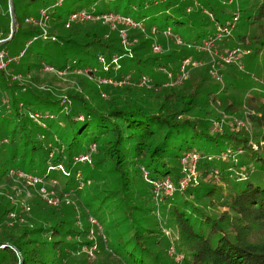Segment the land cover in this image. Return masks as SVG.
I'll list each match as a JSON object with an SVG mask.
<instances>
[{"label":"trees","instance_id":"1","mask_svg":"<svg viewBox=\"0 0 264 264\" xmlns=\"http://www.w3.org/2000/svg\"><path fill=\"white\" fill-rule=\"evenodd\" d=\"M65 1L0 0V52L19 56L0 69V100L10 106L0 113V140L7 139L0 146V186L13 184L9 168H29L44 179L57 177L50 166L66 169L57 184L61 203L47 205L34 195L28 214L19 209L20 221L6 223L17 205L0 195V264H264V101L249 91L237 103L229 71L245 57L255 59L257 72L244 71L242 79L256 77L264 89V0H126L122 12L83 9L92 0L71 8ZM34 2L41 3L38 11L24 10ZM82 10L92 18L70 19ZM219 28L229 30L218 39ZM122 31L128 48L120 44ZM54 43L80 54L54 61L45 51ZM157 44L162 51L153 49ZM236 48L238 58L226 61ZM242 50L251 54L241 56ZM114 55L121 56L120 69L105 70L100 57L109 64ZM127 75L124 85L100 80ZM143 76L149 82L140 86ZM243 116L252 130L216 131L212 124ZM191 152L198 154L196 177L181 189L180 159ZM84 154L99 172L95 181L108 184L100 197L79 192L92 178L72 173L74 157ZM166 177L176 188L156 201L150 181ZM167 206L181 262L166 255L169 240L152 214ZM92 247L95 261L82 250Z\"/></svg>","mask_w":264,"mask_h":264},{"label":"rangeland","instance_id":"2","mask_svg":"<svg viewBox=\"0 0 264 264\" xmlns=\"http://www.w3.org/2000/svg\"><path fill=\"white\" fill-rule=\"evenodd\" d=\"M83 0H76L71 1V0H66L64 7H75L76 5H80L83 4ZM41 3L39 2H34L31 5H28L24 8V10L27 11H31V12H36L38 11L39 7H40ZM126 5V0H92L88 3H85L83 5V9L85 10H92V8H97V9H101L104 11H111L114 12L116 10H120L121 12L124 11V7ZM119 7V8H118ZM160 10V9H159ZM162 13V11H160ZM153 13V12H152ZM150 13L147 16L150 17ZM90 18L87 19H83V20H90ZM168 22L172 25L171 20H168ZM179 29H184L183 26H179ZM218 29V28H216ZM169 30V29H168ZM229 29H225L224 31H221L220 28L218 31H220V33H218V35L216 36V38H221L223 37L224 34H227ZM121 34V33H120ZM172 34H170L169 36H171ZM234 35V33L232 34V36ZM215 38V39H216ZM123 41H120V44L123 47ZM213 42V41H212ZM125 44V43H124ZM172 44L168 41L167 42V47L169 49H172ZM35 48H37V46H35ZM71 46L65 45L62 46L61 43H54V44H48L47 47L45 48L46 53L48 54L50 59H53L54 61L56 60H60V59H70L73 56L80 54V53H76L73 49H71ZM38 49V48H37ZM249 51H243L242 50V54L241 56H248L250 54H248ZM246 54V55H245ZM200 62V61H198ZM242 65L240 67H238V69L236 68H231L229 69V71H231V74H233L235 76V86L238 85V87H235L237 89H239V94L236 96L235 101L237 103H241L240 105L243 104L244 100H245V94H247L249 91L250 92H255L258 93V97L260 98V101H264V89L260 86V83L257 81L256 77H246L244 76L242 79V75L244 71H251L252 74L256 73L257 71V61L255 59L253 60H245L242 62ZM97 68H99V65H97ZM43 71H46V69L43 67ZM223 78L220 76V82L221 84L224 82V84L226 83V76L224 73H222ZM171 77L168 74V78ZM215 81H219L217 80L216 77H214ZM223 79V81H222ZM148 80V78H147ZM138 82V81H137ZM219 82V83H220ZM56 85V84H55ZM120 85H124V84H120ZM139 85L142 86L144 84H141L139 81ZM104 95V94H103ZM58 98L61 97V95L57 96ZM3 98V96H2ZM234 100V99H233ZM60 114V113H59ZM212 124L215 126V130L216 131H221L223 129H226L227 127H234L233 129H235V131H237L238 129H240L241 127H244V129L247 130H252L253 126L251 127V124L249 123V121L243 116V117H233L231 121L228 120H223L221 123H216V121L214 120V118H212ZM15 123H10L8 125V129H12L14 127ZM235 125V126H234ZM3 141V140H2ZM0 141V146L2 144H4V142ZM21 141L23 142V139H21ZM90 156V154H89ZM91 160V159H90ZM76 167H74L72 169V173L75 174L76 171H79V173L82 174V179L84 180L85 178L88 177H92L90 179H88L84 185H83V189H81L79 192L81 193V197H93V196H102L101 193L103 191H105L106 188H108V184L105 181H102V179L95 181L94 177L95 176H99V172L97 170H95L93 168V163L90 162H76ZM63 165V164H62ZM13 167V166H11ZM65 168V167H64ZM25 171L27 172H31L29 170V168H25ZM61 174H63L60 170H57V177H53L51 179H53L55 181V184L53 186V190L56 194V191L58 192V185H62L61 183L63 182V179L61 178ZM9 179L12 180L13 184L8 186L7 189H5L4 187L0 186V195L4 194L5 198L9 201L12 202V204H16L17 205V209L15 211H13L15 213V217H11L9 216V219L6 221L7 224H11L13 223L15 220H21L23 218V213H21L19 211L20 208H22L24 212V214H28L29 213V209L27 210L26 207H31L30 203H31V197H33L34 195L36 196V199H41L43 202H45L47 205H51L41 194L40 190L38 191L39 187L38 186H30L27 179L19 176V177H10L8 176ZM61 182V183H60ZM57 186V187H56ZM73 188V187H71ZM73 191V190H72ZM57 196V195H56ZM58 197V196H57ZM59 198V197H58ZM64 199L68 200V203L71 204L72 201L71 197H65ZM79 200V198H78ZM30 202V203H29ZM61 202L59 201L58 204H60ZM15 206V205H14ZM55 206V205H53ZM171 206H167L165 209H161L160 210H153V215L155 216L156 220L159 223V226L161 227V230L164 234V236H166V239L169 240V246H166V255L173 259L174 257L181 262L184 258V254L183 253H177L176 249H175V245L174 242L177 240L178 234H177V230L175 228L174 222L172 221L171 217L169 216V212L171 211ZM120 215V212H118L117 214L114 215V218H118V216ZM18 218V219H17ZM94 218L91 217L90 221L94 222L93 220ZM119 231L124 230L123 225L119 226ZM98 231L99 234L102 237L106 236V233H103V229L100 227H98ZM109 236L113 237L114 236V231H110L109 232ZM95 238V237H94ZM159 247L160 246H156L154 247V250L159 252ZM171 248H173V250H171ZM90 259L95 261V254L93 252V247L92 248H84L82 249ZM170 250L173 252L171 253Z\"/></svg>","mask_w":264,"mask_h":264},{"label":"built area","instance_id":"3","mask_svg":"<svg viewBox=\"0 0 264 264\" xmlns=\"http://www.w3.org/2000/svg\"><path fill=\"white\" fill-rule=\"evenodd\" d=\"M91 16L88 14L87 11H80L78 13H74L70 16V19L72 20H77V19H87L90 18ZM102 18H104L105 21L109 20V21H123L128 23L129 25L133 26V27H141L142 24L141 23H137L134 20H132L130 17H123V16H119V15H102ZM46 18V14L44 11H42L41 14V18L38 21V24H43L44 19ZM92 18V17H91ZM94 18H98L94 17ZM166 33H169V30H167ZM121 38L122 41L125 43L124 46L125 48H128L129 46V42L126 39V35L124 33V31L121 32ZM213 40H208L204 43V46L206 47H210L213 42ZM177 42H179L177 40ZM153 49L155 51H162V47L160 45H154ZM240 54V49L236 48L234 50H232L227 57H225L226 61H232V60H236L238 58V55ZM19 56H15V57H8L7 54L3 51L0 52V69L4 68L7 63L10 60H17ZM120 59L121 56L118 55H114L112 56L110 63L107 64L106 60L102 57H100V61L104 64V69L107 70L109 68V65H113V70L117 71L120 69L121 67V63H120ZM189 60H185L183 63V67L181 68V70H184V66L185 63H188ZM44 68L48 71H53L58 75H63L65 74L64 71H57L54 70L52 67L50 66H44ZM170 75V74H169ZM182 77L184 78L183 74ZM219 78V77H218ZM103 83H109V84H114V85H120V84H124V83H128L129 81V76H125L124 78L121 79H114L112 77H104L102 79H100ZM149 82V79L147 80L146 76L142 77L140 79V83L146 85ZM67 101V96H63V102ZM3 111H10V106L8 104V100L3 97L0 100V113H2ZM2 141V140H0ZM4 143L7 142V139H3ZM197 160H198V154L191 152V153H187L185 154L181 159H180V163H181V172L183 174V176H181L178 181L177 184L179 185V187L181 189H185L186 186L190 183H192L195 180L196 177V168H197ZM90 162V156L89 154H84V155H79L74 157V162ZM48 169H56V170H60L63 174L66 173V169L64 168V166L62 164H59L57 166H50ZM7 175L10 177H19L22 176L24 178L27 179L28 183L30 186H38L40 190L42 196L51 204V205H57L59 202V198L56 196L54 190H53V186L55 184V181L51 178L48 179H44L43 177L36 175V174H31V173H27L21 169H15V168H9L7 170ZM152 184V188L153 191L155 192V197H156V201L161 200V196L162 194H164L165 196H170L172 195L173 191L175 190V185L174 182L169 178H160V179H152L151 181ZM26 209L28 210L29 207H26ZM11 217H15V213L14 212H10L9 214ZM1 247H3V245H1ZM171 250H173V248H171ZM170 250L171 253H173ZM179 260V259H178Z\"/></svg>","mask_w":264,"mask_h":264},{"label":"water","instance_id":"4","mask_svg":"<svg viewBox=\"0 0 264 264\" xmlns=\"http://www.w3.org/2000/svg\"><path fill=\"white\" fill-rule=\"evenodd\" d=\"M9 5H10V9H11V3H10ZM11 25H12V30H11V32L13 33L14 30H15V20H14V15H13V13H12V23H11ZM3 42H4V40H0V44L3 43Z\"/></svg>","mask_w":264,"mask_h":264}]
</instances>
